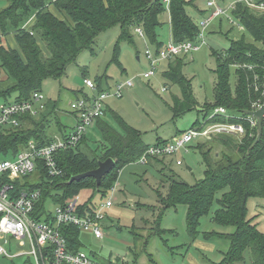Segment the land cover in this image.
I'll use <instances>...</instances> for the list:
<instances>
[{"label": "trees", "instance_id": "trees-1", "mask_svg": "<svg viewBox=\"0 0 264 264\" xmlns=\"http://www.w3.org/2000/svg\"><path fill=\"white\" fill-rule=\"evenodd\" d=\"M6 6L0 8V99L2 101L22 102L29 100L34 92H42V83L47 79L58 80L69 64L74 63L78 55L91 50L94 38L114 26L120 33L114 45L111 63L120 67L119 44H133L134 29L140 28L145 40L155 51L163 43L158 40L156 28L160 25L159 16L168 12L173 42L194 41L199 34L198 25L187 14L186 8L193 6L196 0H169L168 7L162 0H3ZM264 2V0H257ZM231 15L244 27L245 36L231 40L228 49L222 53L211 52L215 68L212 71L215 80L211 102L199 103L192 91L191 79L183 75L184 56H178L167 63L163 76L179 88L180 95L172 97L170 106L172 119L196 111L206 118L216 107H224L235 116H246L252 110V104L260 94L254 91V75H261L264 66V13L253 11L238 3ZM31 20L28 28H23ZM12 34L17 48L12 49L2 42L3 37ZM38 40L44 43L46 53L40 48ZM243 65H253L248 70ZM231 77L234 84H231ZM107 81L103 73L95 81L97 91H103L102 84ZM58 103L45 102V108L37 117L25 115L20 118L17 127L4 129L0 133V158L13 157L26 147L30 140L38 147L52 140L46 133V124L53 117L57 119ZM109 108H106L108 111ZM117 129L98 118L94 125L100 134V144L92 150L85 134L74 148L58 150L55 153L57 167L61 175L49 176L41 160L37 161L35 171L22 179L15 180L16 191L38 190L40 198L35 205V218L50 222L52 215L48 205L66 206L79 197L82 190H91V195L78 201L76 212L80 216L93 214L97 205L93 202L96 195L105 196L114 187L119 171L126 165L135 163L148 148L141 133L128 125L119 115L112 113ZM216 121L224 122V119ZM229 122L241 123L245 133L242 137L217 135L204 143L191 146L201 158L203 177L194 184L179 180L171 171L166 158H151L146 165L159 169L160 173L169 172L166 177L167 188L163 195L156 191L158 198V216L152 222L149 233L144 235L142 226L135 231V243L144 237L142 250L145 252L148 241L153 236H161L170 230L161 229L159 221L164 213L178 205L186 207L185 227L188 236L194 240L199 236L200 219L207 216L213 203L217 208L210 217L211 222L221 227H233L232 233L205 232L206 240L221 238L229 242L222 253V259L216 264H264V232H260L252 219L247 217L246 202L249 198H264V121L262 134L257 144L256 128H250L245 121L236 118ZM58 134L63 135L66 127L57 121ZM199 121L194 122L196 125ZM180 133V132H179ZM178 133V134H179ZM158 139L155 143H165ZM219 145V152H212ZM195 146V147H194ZM111 158L115 166L104 175L99 186L95 179L84 178L68 183L72 176L96 169L98 162ZM167 163V164H166ZM165 182V183H166ZM163 188V186H161ZM219 195V196H218ZM218 196V197H217ZM144 208L154 206L141 205ZM108 216L106 215V218ZM147 220H144V225ZM104 226V223H103ZM118 228V227H117ZM66 240L67 248L77 252L81 250V232L73 225L60 228ZM147 241L145 242V240ZM133 263L140 254L133 247ZM150 258V254H146ZM92 257L103 262L93 254ZM25 264H31L28 259Z\"/></svg>", "mask_w": 264, "mask_h": 264}, {"label": "rangeland", "instance_id": "rangeland-1", "mask_svg": "<svg viewBox=\"0 0 264 264\" xmlns=\"http://www.w3.org/2000/svg\"><path fill=\"white\" fill-rule=\"evenodd\" d=\"M206 1L196 0L198 9L202 12H197L192 6L186 8L187 14L199 29L201 22L211 13V9L206 7ZM234 1L236 0H215L216 4L224 10ZM5 5L6 3L0 0V8ZM168 18V12L162 13L158 18L160 25L156 28L158 39L163 42V45L167 44L169 39ZM232 19L230 9L214 17L202 27L204 43L199 45L196 52L184 56L185 66L182 73L191 79L193 95L199 103L212 101L215 80L212 71L215 68V62L211 52L222 53L228 49L231 40H237L243 35L249 41L245 30H239L230 23L233 22L236 25ZM119 33L118 26L99 33L94 38L91 50L82 51L76 61L67 66L65 74L60 79H47L42 83L41 90L45 100L58 103L57 120L69 131L72 128V121L69 118L71 103L83 95L91 97L95 94L84 86L83 79L87 78L95 84L96 79L105 73L107 81L102 84V87L110 92L116 85L128 80L133 81L131 88L123 90L121 98L111 96L105 101L109 110L102 119L113 128L117 129L112 117V113H115L128 125L137 129L141 133L143 142L148 144L154 143L158 138L169 142L171 141L169 138L176 131L184 132L202 122L201 114L196 111H191L175 120L172 119L170 109L172 97L179 96L180 91L163 76V69L167 63L161 62L153 77L142 79V74L150 67L144 53L146 49L150 53L155 50L135 32L133 44L126 42L119 44L120 67L110 64ZM40 44L44 49L43 42L40 41ZM13 45V42H10V46ZM232 83L234 84V81L231 77ZM57 120L52 117L46 124V130L53 131L57 128ZM197 121L199 123L193 125ZM87 137L89 147L94 150L100 144V134L94 124L90 127ZM204 142L206 141H201L199 144ZM196 144H191L186 152L182 151L176 158H169L175 160L180 158L181 166L172 162V164L168 163L176 177L190 185L202 179L204 171L199 153L191 148ZM220 150L219 145H216L212 152ZM165 173L169 172L160 173L158 168L151 165L132 163L124 166L118 173L114 185L115 192L112 195L108 192L103 197L100 195L93 197L94 204L99 207L111 196L112 207L106 211L108 217L104 220V237L95 239L92 234L81 232V250L89 256L94 254L95 258L112 264H134L133 253L136 251L133 247L135 246L137 251H141L136 264H216L220 262L222 253H225L229 247V242L221 238L205 240L202 237L205 232L232 233L234 231L233 227H221L211 222L210 217L217 208L216 203H213L209 214L200 219L199 236L194 240L186 232V207L178 205L168 209L161 217L159 225L161 229L170 230V232L153 236L143 252L144 237L149 233V228L159 212L156 209L158 206L156 191H160L163 195L166 193L167 175ZM91 193L89 189L82 190L78 201H83ZM141 205L154 206L155 209L144 208ZM246 206L247 217L253 220L260 232H264V198H249ZM47 209L52 210L53 205H48ZM144 220H147L145 225ZM133 226L137 233L142 226L145 227V231H139L144 237L137 241L138 243H135ZM0 246L9 255H20L13 258L1 256L0 264H25L29 259L25 254L30 249L26 240L22 245L19 240L5 236L0 238ZM147 253L151 255L150 258L146 255Z\"/></svg>", "mask_w": 264, "mask_h": 264}, {"label": "built area", "instance_id": "built-area-1", "mask_svg": "<svg viewBox=\"0 0 264 264\" xmlns=\"http://www.w3.org/2000/svg\"><path fill=\"white\" fill-rule=\"evenodd\" d=\"M168 7L169 0H162ZM241 3L253 11L264 13V2L257 0H236L232 2L226 10L220 8L215 0H207L206 7L211 9L207 19L201 22L199 34L194 41H184L175 43L169 41L159 50L150 53L148 49L145 56L149 61V70L142 74V79H149L155 75V71L161 62L170 61L178 56H186L196 52L199 45L204 43L202 27L205 26L214 17H217L230 9L233 11L236 4ZM230 22L239 30H245L238 20ZM134 32L141 39L145 40L143 31L140 28L134 29ZM243 68L251 70L253 65H243ZM263 71L261 75H254V91L260 94V98L252 104V110H258L264 103V66L260 67ZM83 84L90 91L95 92L91 97L83 95L70 105L71 113L74 115L75 124L73 128L63 135L54 137L50 143L39 146L35 141L30 140L26 147L17 152L13 157L0 158V238L9 236L14 240H19L23 245L26 240L30 249L25 253L31 261V264H101L92 256H89L82 250L77 252L70 251L60 228L64 225H73L80 232L90 233L95 239H102L103 223L106 219V211L112 206L111 196L94 211L93 214L80 216L76 212L78 197L69 202L66 206H53L50 210L52 220L45 222L37 220L34 216L35 205L40 198L38 190L30 191L22 189L16 191L13 182L31 175L36 167L37 161L41 160L49 176L61 175V170L57 167L55 153L58 150L76 147L82 137L87 134L92 124L98 118L105 116V101L114 96L121 98L125 88H131L133 81L128 80L116 85L113 91H97L95 84L89 79H83ZM45 108V99L42 93L34 92L31 98L26 101L0 102V133L4 129L17 127L20 118L25 115L32 117ZM238 119L245 121L250 128H256V120L252 116H235L228 112L224 107H216L211 113L202 119L197 126H194L184 132L174 136L171 141L165 143H154L149 145L142 156L135 162L140 165H146L151 158H176L182 151H187L191 144L203 141H209L217 135H231L242 137L245 133L244 126L241 123L229 122V119ZM224 119V122L216 121ZM264 121V116H263ZM177 166L182 165V161L175 160ZM115 187L110 192L114 193ZM9 258L18 257V255H9L6 250L0 246V257Z\"/></svg>", "mask_w": 264, "mask_h": 264}, {"label": "water", "instance_id": "water-1", "mask_svg": "<svg viewBox=\"0 0 264 264\" xmlns=\"http://www.w3.org/2000/svg\"><path fill=\"white\" fill-rule=\"evenodd\" d=\"M155 1V0H154ZM249 116H252L253 118H255L257 124H256V139L254 141V145L258 143V141L260 140L261 134H262V124H263V116H264V103L263 105L256 111H248L246 113ZM115 166V162L109 158L105 161L102 162H98V166L96 169L87 171L85 173L82 174H78L75 176H72L68 183H71L73 181H77V180H81L84 178H93L95 179L96 182V186L98 187L101 179L104 175L108 174L111 169Z\"/></svg>", "mask_w": 264, "mask_h": 264}, {"label": "crops", "instance_id": "crops-1", "mask_svg": "<svg viewBox=\"0 0 264 264\" xmlns=\"http://www.w3.org/2000/svg\"><path fill=\"white\" fill-rule=\"evenodd\" d=\"M6 6V5H5ZM4 6V7H5ZM197 12H202L201 10H199L198 9V6H197V4H196V1L194 2V5L192 6ZM31 20L32 19H30L29 21H27L26 23H25V25L23 26V28H28L29 27V25H30V23H31ZM168 26H169V32H168V42L169 41H172V39H171V29H170V24H169V18H168ZM3 38H5V40L3 39ZM2 38V42H4L5 44H7L10 48H12V49H16L17 48V46H16V43H15V41H14V38H13V35L12 34H9V35H7V37H3ZM159 40V39H158ZM160 41V40H159ZM10 42H13V46H10ZM161 43H163V42H161ZM38 44H39V46H40V48H41V44H40V40H38ZM44 44V43H43ZM42 44V45H43ZM44 47H45V45H44ZM42 50H43V52L44 53H46V49L44 48H41ZM166 69V65H165V67H164V69L163 70H165ZM85 79V78H84ZM42 93V92H41ZM43 95V94H42ZM13 99V98H12ZM44 99H45V97H44ZM45 102H48V101H46L45 100ZM58 106V105H57ZM106 108H108V106L106 105ZM56 113H57V117H58V108H57V111H56ZM37 117V116H36ZM70 120L72 121V128H73V126H74V124H75V118H74V115L72 114V113H70ZM58 119V118H57ZM56 119V120H57ZM58 121V120H57ZM59 122V121H58ZM57 124V123H56ZM59 124H61L60 122H59ZM63 126H65L64 124H62ZM66 127V126H65ZM71 128V129H72ZM70 129V130H71ZM69 130V131H70ZM67 129L65 130V133H68L69 132ZM46 133L48 134V136H51V138L53 139L54 137H56V136H58L59 134V132H58V129L57 128H55L53 131H49V130H46ZM179 133V131H176L175 133H173V135L169 138V139H172L174 136H176L177 134ZM87 134H88V132H87ZM159 139V138H158ZM163 140H165V139H163ZM157 141V140H156ZM155 141V142H156ZM154 142V143H155ZM154 143H148V145H152V144H154ZM178 159H180V158H178ZM165 162H168V163H175V159H169V158H166L165 159ZM171 163V164H172ZM189 171H190V169H189ZM114 187H116V186H114ZM115 192V191H114ZM111 193V192H110ZM112 207V206H111ZM111 209V208H110Z\"/></svg>", "mask_w": 264, "mask_h": 264}]
</instances>
